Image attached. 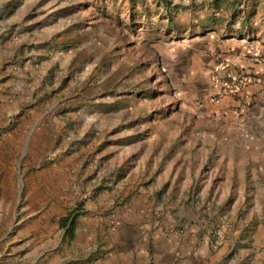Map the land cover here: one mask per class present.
I'll return each mask as SVG.
<instances>
[{"label":"rangeland","instance_id":"374dc122","mask_svg":"<svg viewBox=\"0 0 264 264\" xmlns=\"http://www.w3.org/2000/svg\"><path fill=\"white\" fill-rule=\"evenodd\" d=\"M223 3L225 12L233 4ZM211 4L0 0V41L16 50L6 89L24 99L9 100L17 111L0 120V264H155L163 242L178 248L168 264H264V241L256 253L249 235H220L229 222L207 218L200 184L164 182L159 153L118 159L102 134L121 108L135 119L130 146L119 152L215 159L201 145L207 127H194L168 70L184 39L209 31L196 20ZM226 21L222 14L218 25ZM74 212L70 237L62 219Z\"/></svg>","mask_w":264,"mask_h":264},{"label":"crops","instance_id":"0c3cea01","mask_svg":"<svg viewBox=\"0 0 264 264\" xmlns=\"http://www.w3.org/2000/svg\"><path fill=\"white\" fill-rule=\"evenodd\" d=\"M224 1L233 3L227 12L221 8ZM255 1L253 4L244 0L239 6L234 0H211L210 10L202 7L196 20L199 28L209 31L184 39L178 54L170 58L169 76L179 101L196 118L194 127H207L199 137L202 147L215 159L209 152L196 157L197 161L190 152H119L120 145L130 146L131 124L135 119L134 112L121 108H114L112 120L101 127L102 134L116 146V151L110 153L118 159L133 156L146 161L159 153L162 160L166 159L161 176L164 182L171 181L180 190L200 184L197 200L206 206L207 218L229 222L221 227L220 235L243 238L249 235L253 252L259 253L264 241V225L256 224L264 222V0ZM222 14H226L227 21L220 26ZM15 52L0 41V120L17 111L9 106L11 99L12 103L24 100L8 94L6 89L15 78L8 66ZM254 56L262 57L259 64L253 63ZM225 64L252 72L256 80L238 96L222 94L218 79L224 77L221 68ZM219 94L220 99L213 100ZM180 133L183 137V132ZM259 156L262 162L257 164ZM206 164L211 166L210 172L201 179ZM193 208L194 204L188 214ZM160 247L158 254L153 255L155 264H168L178 248L164 242ZM136 258L140 257L136 254ZM132 260L134 257L128 264H133ZM105 261L101 264H115L114 260Z\"/></svg>","mask_w":264,"mask_h":264},{"label":"built area","instance_id":"2783aa9c","mask_svg":"<svg viewBox=\"0 0 264 264\" xmlns=\"http://www.w3.org/2000/svg\"><path fill=\"white\" fill-rule=\"evenodd\" d=\"M261 59V56L252 57L255 64H259ZM221 71L224 72V77L219 78L218 81L221 85L222 94L238 96L244 87L256 80L252 72L242 68H233L228 64L222 66ZM222 94L216 95L213 100L218 101Z\"/></svg>","mask_w":264,"mask_h":264},{"label":"trees","instance_id":"16d2710c","mask_svg":"<svg viewBox=\"0 0 264 264\" xmlns=\"http://www.w3.org/2000/svg\"><path fill=\"white\" fill-rule=\"evenodd\" d=\"M77 214L78 212H74L69 214L66 218L62 219V224L66 227V233L70 237L73 235L74 232Z\"/></svg>","mask_w":264,"mask_h":264}]
</instances>
